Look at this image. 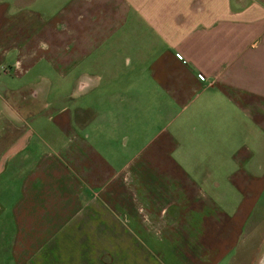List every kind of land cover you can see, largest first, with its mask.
<instances>
[{"label":"crops","instance_id":"0c3cea01","mask_svg":"<svg viewBox=\"0 0 264 264\" xmlns=\"http://www.w3.org/2000/svg\"><path fill=\"white\" fill-rule=\"evenodd\" d=\"M264 195V0H0V264H232Z\"/></svg>","mask_w":264,"mask_h":264},{"label":"rangeland","instance_id":"374dc122","mask_svg":"<svg viewBox=\"0 0 264 264\" xmlns=\"http://www.w3.org/2000/svg\"><path fill=\"white\" fill-rule=\"evenodd\" d=\"M232 264H264V195L246 225Z\"/></svg>","mask_w":264,"mask_h":264}]
</instances>
